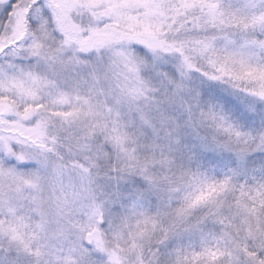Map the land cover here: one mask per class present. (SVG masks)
<instances>
[{"label": "snow or ice", "instance_id": "obj_1", "mask_svg": "<svg viewBox=\"0 0 264 264\" xmlns=\"http://www.w3.org/2000/svg\"><path fill=\"white\" fill-rule=\"evenodd\" d=\"M0 264H264V0H0Z\"/></svg>", "mask_w": 264, "mask_h": 264}]
</instances>
